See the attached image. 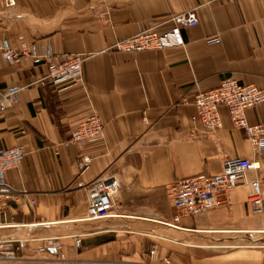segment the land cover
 I'll use <instances>...</instances> for the list:
<instances>
[{"label": "crops", "instance_id": "0c3cea01", "mask_svg": "<svg viewBox=\"0 0 264 264\" xmlns=\"http://www.w3.org/2000/svg\"><path fill=\"white\" fill-rule=\"evenodd\" d=\"M188 10H196L199 23L183 30L182 47L106 51ZM213 36L220 42L210 44ZM2 39L25 40L56 60L88 56L83 83L28 86L16 107L0 114V146L24 143L28 150L8 173L10 197L0 214V238L20 246L14 264H145L153 244L170 264H264V243H255L264 238V152L254 151L226 107L220 108L223 126L211 131L194 104L199 91L229 76L264 88V0H111L108 6L99 0H16L0 15V44ZM47 72V63L29 58L11 64L0 49V86H27ZM93 112L105 122L104 139L63 146ZM247 117L264 125V102ZM84 154L92 163L82 173ZM228 157L258 158L262 169L249 171L228 203L175 225L168 186L218 174ZM113 175L122 182L113 215L86 219L89 195L78 182ZM256 179L263 188L261 214L249 200ZM29 199L36 205L19 208L16 200ZM76 235H82L80 247Z\"/></svg>", "mask_w": 264, "mask_h": 264}, {"label": "built area", "instance_id": "2783aa9c", "mask_svg": "<svg viewBox=\"0 0 264 264\" xmlns=\"http://www.w3.org/2000/svg\"><path fill=\"white\" fill-rule=\"evenodd\" d=\"M99 1L108 6L111 0ZM0 4H2L0 6L1 15L5 9L14 7L16 0H0ZM106 13L103 10L99 15L104 17ZM198 23L199 18L196 10L171 14L163 23L143 27L129 37L115 41L106 51L132 53L182 47L185 45L183 30L194 27ZM166 24H168L167 28L161 29V26ZM208 42L210 44L218 43L220 37L213 36L208 39ZM0 49L3 58L11 64L22 63L27 58L36 64L43 62L48 64L47 74L27 86H0V114L16 107L22 90L28 86L49 83L64 87L83 83V66L88 58L86 54H71L62 60H56L51 51L38 54L34 44L25 40H21L19 44H13L8 39H2ZM263 102L264 88L254 83H240L234 76L224 78L214 89L199 91L194 100L202 124L211 131L223 126L220 108L226 107L234 126L244 130L248 142L258 155L264 152V125L262 123L251 124L247 117V110ZM144 122H147L146 118H144ZM104 132L103 118L97 112H93L75 126L71 137L62 142V145L65 147L71 144L87 146L101 142L104 139ZM18 133L26 135L27 130L21 128ZM55 151L58 154L57 147ZM27 153V146L24 143L0 146V214L4 209V200L10 197L8 173L20 167ZM91 163L92 157L89 154L82 155L79 161L81 172L83 173ZM261 169L262 162L258 158L228 157L223 160L222 171L218 174H198L173 182L167 190L175 209L174 224L176 225L184 217L209 212L222 202L228 203L230 192L238 185L246 183L247 173L251 170L259 171ZM250 184L249 200L253 205V212L261 214L263 213L262 184L258 179L253 180ZM78 187L86 189L89 195L86 219H101L113 215L115 198L122 188V182L118 177L113 175L99 177L88 182L79 181ZM16 202L19 208L36 205L34 199L16 200ZM74 243L80 247L82 235H76ZM19 250L20 246L17 244V240L8 237L0 238V264L16 263L20 259ZM38 250L43 252L46 247L41 246ZM157 261H161L163 264L171 263L169 258H161L158 245L153 244L150 250V262L145 264H156Z\"/></svg>", "mask_w": 264, "mask_h": 264}, {"label": "rangeland", "instance_id": "374dc122", "mask_svg": "<svg viewBox=\"0 0 264 264\" xmlns=\"http://www.w3.org/2000/svg\"><path fill=\"white\" fill-rule=\"evenodd\" d=\"M256 244H259V243H264V238H262V239H259V240H256V242H255Z\"/></svg>", "mask_w": 264, "mask_h": 264}]
</instances>
